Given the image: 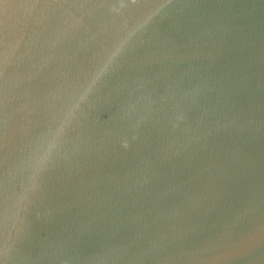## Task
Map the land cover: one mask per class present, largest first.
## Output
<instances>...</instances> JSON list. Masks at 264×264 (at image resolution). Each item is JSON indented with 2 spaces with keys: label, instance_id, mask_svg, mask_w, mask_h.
<instances>
[{
  "label": "water",
  "instance_id": "obj_1",
  "mask_svg": "<svg viewBox=\"0 0 264 264\" xmlns=\"http://www.w3.org/2000/svg\"><path fill=\"white\" fill-rule=\"evenodd\" d=\"M0 264H264V0H0Z\"/></svg>",
  "mask_w": 264,
  "mask_h": 264
}]
</instances>
